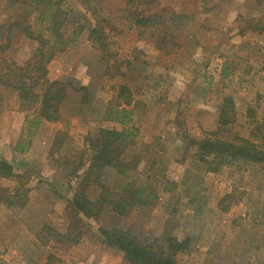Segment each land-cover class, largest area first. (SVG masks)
<instances>
[{
    "label": "rangeland",
    "instance_id": "374dc122",
    "mask_svg": "<svg viewBox=\"0 0 264 264\" xmlns=\"http://www.w3.org/2000/svg\"><path fill=\"white\" fill-rule=\"evenodd\" d=\"M126 1L0 0V75L19 74L16 68L37 60L44 45L39 35L48 37L53 17L65 43L46 78L68 85L60 120L40 123L28 138L35 105L0 84V161L18 175L0 177V261L46 264L52 255L54 264H126L98 232L119 228L143 243L188 238L179 264H264V166L230 162L208 172L195 146L215 130L228 97L234 114L223 139H248L264 150V0L260 12L246 18L228 12L217 25L186 0ZM178 8L187 16L176 15ZM152 15L160 17L156 26L135 25ZM249 26L259 32L234 46L237 31ZM92 27L104 32V49L85 38ZM121 85L132 94L129 108L117 99ZM80 87L88 95L84 103ZM121 109L131 112L130 123L115 121ZM99 129H128L134 141L118 152L124 173L105 169L84 187L85 195L95 202L102 188L120 193L133 185L152 194L153 205L124 216L106 207L91 219L74 210L75 178L88 167V138ZM44 226L61 235L77 228L83 236L64 247L42 235Z\"/></svg>",
    "mask_w": 264,
    "mask_h": 264
},
{
    "label": "trees",
    "instance_id": "16d2710c",
    "mask_svg": "<svg viewBox=\"0 0 264 264\" xmlns=\"http://www.w3.org/2000/svg\"><path fill=\"white\" fill-rule=\"evenodd\" d=\"M35 1L41 2L42 0ZM126 3L127 5H133V3L142 5L147 4L148 1L127 0ZM47 8H49V5ZM49 18L51 22L48 29L51 30V26L53 28L51 32H49L50 30L48 31L49 35L46 39L43 38L42 34L39 35V39L44 45L36 52L37 60L23 68H16L19 74L10 73V75H4L3 77L0 75V84L17 92L21 103L32 104L36 107L30 117L31 119H27L28 131L26 135L28 138L32 136V128L36 130L40 123H55L60 120L59 105L65 98L68 87L65 83L51 82L46 78L48 64L63 49L64 44L62 42L65 43L58 32L60 24L55 22L57 19ZM159 18L157 15L140 16L135 20V25L138 27L156 26ZM260 30L264 31V27H260ZM78 34L80 33L74 34L72 40H75ZM104 38L105 35L102 29L100 30L97 27L88 29L87 41L92 46L104 49ZM33 74H36L35 79L31 76ZM79 90L85 92L81 98V102L84 103L88 96L86 89L85 87H80ZM117 99L120 105L126 108L131 106L132 94L126 85L119 87ZM231 106L232 100L228 97L224 98L222 106H220L215 130L201 140L195 141L196 155L199 161L203 163L209 162L207 163L208 172H215L221 166L230 162L264 166V150L259 149L258 145L240 137H234L231 140L225 139V137L223 139L224 128L232 122L234 114L232 109H230ZM114 113L116 115L115 121L119 124L125 125L131 122L130 111L121 109L115 110ZM133 141L134 135L128 129L122 131L99 129L95 136L88 138V148L93 152V155L82 175H76L75 179L76 181L78 180V183L71 198L72 207L78 214L91 219L97 214L96 211L108 207L109 211L114 214L124 216L131 209L153 205L154 196L147 194L142 188H135L133 185H127L120 193H114L102 188L95 202L89 200L84 193V187L90 181L97 180L105 169L114 168L118 169L122 174L124 173L120 168L118 152L126 149ZM26 147H24V150ZM19 151H22V149ZM80 167H82V163H79L75 169L78 170ZM0 177L17 179L18 175L14 173L10 163L0 161ZM78 184H80L79 187ZM10 199L4 197V204L8 207L12 205ZM98 232L103 244L122 253L126 264H179L176 256L190 249V240L188 238L178 240L168 237L164 243L159 240H154L152 243H143L134 237L128 229L100 228ZM41 233L44 236H49L53 242L64 247L78 245L83 236V233L77 228L76 230L69 228L65 234L61 235L44 226ZM41 242L48 243L44 239H41ZM53 259L52 255L48 256L46 264H54ZM0 264L4 263L0 261Z\"/></svg>",
    "mask_w": 264,
    "mask_h": 264
},
{
    "label": "crops",
    "instance_id": "0c3cea01",
    "mask_svg": "<svg viewBox=\"0 0 264 264\" xmlns=\"http://www.w3.org/2000/svg\"><path fill=\"white\" fill-rule=\"evenodd\" d=\"M150 1V0H147ZM193 8H195L194 12L197 11V13L200 15L201 12L205 14L203 18H205L208 22H211L214 20V23L219 24V21L223 23L225 21V14L228 12L236 11L235 13L237 17H250L253 13L257 12L261 7V0H186ZM187 12V9L178 8L175 10L176 15H180L183 17H186L185 14ZM193 12V13H194ZM260 27H264V25H261ZM259 27V30H260ZM258 29L252 28L249 26L246 30L237 31V35L239 38L240 43H233L235 45L239 44H247L245 40H247L249 35H251L254 32H259ZM261 31V30H260ZM263 31V30H262ZM87 38V36H85ZM237 39L233 42H236ZM233 44L231 43L228 48H233ZM49 73V70H48ZM16 93V92H15ZM17 98L18 94H17ZM20 101V100H19ZM47 123V122H42ZM41 124V125H42ZM23 133H21L20 137Z\"/></svg>",
    "mask_w": 264,
    "mask_h": 264
}]
</instances>
